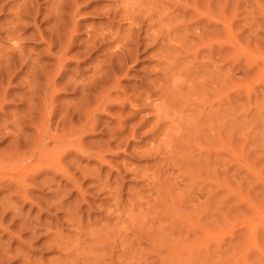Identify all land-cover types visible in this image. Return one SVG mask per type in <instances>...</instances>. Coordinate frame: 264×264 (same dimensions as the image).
<instances>
[{
  "label": "rangeland",
  "instance_id": "rangeland-1",
  "mask_svg": "<svg viewBox=\"0 0 264 264\" xmlns=\"http://www.w3.org/2000/svg\"><path fill=\"white\" fill-rule=\"evenodd\" d=\"M0 70V264H264V0H0Z\"/></svg>",
  "mask_w": 264,
  "mask_h": 264
},
{
  "label": "bare ground",
  "instance_id": "bare-ground-1",
  "mask_svg": "<svg viewBox=\"0 0 264 264\" xmlns=\"http://www.w3.org/2000/svg\"><path fill=\"white\" fill-rule=\"evenodd\" d=\"M22 2H23V1H22ZM58 5H59V3H58ZM56 6H57V5H56ZM25 8H27V6H26ZM57 8H58V10H60V9H59L60 6L57 7ZM28 9H31V7H30V8L28 7ZM28 9H27V12L29 11ZM33 9H34V8H33ZM33 9H31L32 11H29V12H34ZM25 10H26V9H24L23 12H25ZM120 10H121V9H120ZM35 12H36V11H35ZM35 12H34V16H36V15L38 14V13L36 12V15H35ZM114 12H115V11H114ZM126 12H127V11H126ZM17 13L19 14V12H16V15H17ZM55 13H56V12L53 13V16H54ZM112 14H113V12H112ZM112 14H111V15H112ZM119 14H120V13H119ZM17 16H18V15H17ZM51 16H52V15H51ZM55 16H56V14H55ZM118 16H119V15H118ZM19 17H20V16H19ZM59 17H60V16H59ZM121 17H123V16H121ZM138 17H139V16H138ZM55 18L57 19V17H55ZM60 18H61V17H60ZM115 18H116V17H115ZM124 18H125V17H124ZM136 18H137V17H136ZM52 19H53V18H52ZM128 19H129V18H128ZM140 19H141V18H140ZM48 20H49V19H48ZM55 21L57 22V20H55ZM55 21H54V22H55ZM56 22H55V23H56ZM58 22H59V19H58ZM72 22H73V21H72ZM119 22H120V21H119ZM61 23H62V22H61ZM61 23H60V24H61ZM73 23H74V22H73ZM75 23H76V22H75ZM123 23H124V22H123ZM60 24H58V25H60ZM134 24H135V23H134ZM137 24H138V23H137ZM56 25H57V24H56ZM77 25H78V24H77ZM135 25H136V24H135ZM162 26H163V25H162ZM53 27H55V26H53ZM53 27H52V29H55V28H53ZM59 27H61V25H60ZM59 27L56 26L57 29H58ZM73 27H76V26L74 25ZM135 27H136V26H135ZM77 28H78V27H77ZM128 28H129V27H128ZM132 28H134V27H132ZM45 29H46V28H45ZM48 29H49V28H48ZM59 29H60V28H59ZM74 29H75V28H74ZM74 29H73V30H74ZM141 29H142V28H141ZM61 30H63V29H60L59 31L61 32ZM66 30H68V29H66ZM66 30L64 31L65 34H67V33H66ZM76 30H77V29H76ZM128 30H129V31H128ZM128 30H127L126 34H127L128 32H131L130 29H128ZM135 30H136V29H135ZM57 31H58V30H57ZM59 31H58V32H59ZM138 31H139V30H138ZM138 31H137L136 33H138ZM146 31H147V30H146ZM151 31H152V30H151ZM161 31H162V30H161ZM161 31H160V33H161ZM164 31H165V30H164ZM40 32H41V31H40ZM42 32H43V31H42ZM52 32H54V31L52 30ZM52 32H51V33H52ZM68 32H69V30H68ZM71 32H72V31H71ZM54 33H56V31H55ZM117 33H118V35H119V32H117ZM131 33L136 34L135 31H134V32H131ZM131 33H130V35H132ZM158 33H159V32H157V34H158ZM160 33H159V34H160ZM39 34H40V33H39ZM56 34H57V33H56ZM56 34H55V35H56ZM62 34H63V32H62ZM128 34H129V33H128ZM151 34H152V33H151ZM154 34H155V33H154ZM154 34H152V35L154 36ZM37 35H38V34H37ZM46 35H47V33H46ZM124 35H125V34H124ZM124 35H123V36H124ZM155 35H156V34H155ZM42 36H43V34H42ZM94 36H95V35H94ZM102 36H105V35H102ZM126 36L128 37V35H126ZM126 36H125V37H126ZM136 36H137V34L134 35L133 37L135 38ZM47 37H48V36H47ZM58 37H59V36H58ZM58 37H57V39H58ZM125 37H124V38H125ZM127 37H126V38H127ZM138 37H139V36H138ZM138 37H136V38L139 39L140 37H139V38H138ZM142 37H144V36H142ZM160 37H161V36H160ZM63 38H64V37H63ZM68 38H69V37H68ZM92 38H93V37H92ZM92 38H91V39H92ZM102 38H103V37H102ZM115 38H116V37H115ZM129 38L134 39V38H132V37H129ZM136 38H135V40H136ZM144 38H145V37H144ZM146 38H147V37H146ZM48 39H50V37H48ZM53 39L55 40L56 37L53 38ZM53 39H52V40H53ZM69 39H70V38H69ZM94 39H96V37H95ZM100 39H101V38H100ZM140 39H141V38H140ZM125 40H126V39H125ZM127 40H128V39H127ZM141 40H142V39H141ZM160 40H162V39H160ZM46 41H47V40H46ZM59 41H60V40H59ZM86 41H87V40H86ZM94 41H96V40H94ZM102 41H103V40H102ZM102 41L98 40V41H96V42H97L96 44H99L98 42H101V43H102ZM113 41H114V40H113ZM120 41H121V40H120ZM123 41H124V40H123ZM129 41H130V39H129ZM132 41H133V40H132ZM132 41H131V42H132ZM142 41H143V40H142ZM142 41H141V42H142ZM151 41L153 42V39H151ZM48 42L50 43V41H48ZM52 42H53V41H52ZM52 42H51V43H52ZM108 42H109V41H108ZM124 42H125V41H124ZM135 42H136V41H134L133 43H135ZM148 42H149V40H148ZM154 42H155V40H154ZM49 43H48L47 45H50V44H51V43H50V44H49ZM67 43H69V41H68ZM113 43H114V42H113ZM136 43H137V42H136ZM136 43H135V44H136ZM53 44H54V43H53ZM53 44H52V47H53ZM58 44H59V43H58ZM58 44H57V45H58ZM94 44H95V42H94L93 44H91V45H94ZM96 44H95V45H96ZM124 44H126V42H125ZM127 44H128V43H127ZM127 44H126V45H127ZM131 44H132V43H131ZM135 44H133V45H135ZM59 45H60V44H59ZM100 45H101V44H100ZM109 45H110V44H109ZM126 45H125V46H126ZM142 45H143V43H142ZM45 46H46V45H45ZM55 46H56V44H55ZM69 46H70V45H69ZM69 46H67V47L69 48ZM85 46H86V45H85ZM85 46H84V47H85ZM102 46H104L103 43H102ZM106 46H107V45H106ZM127 46H129V45H127ZM127 46H126V47H127ZM131 46H132V45H131ZM140 46H141V45H140ZM47 47H49V46H47ZM56 47H58V46H56ZM59 47H60V46H59ZM67 47H66V48H67ZM87 47H88V46H87ZM87 47H86V48H87ZM92 47H93V46H91V47H89V48L93 49L94 47H93V48H92ZM104 47H105V46H104ZM136 47H137V45H136ZM45 48H46V47H45ZM86 48H84V50L87 51L89 48H87V49H86ZM117 48H118V47H117ZM128 48H129V47H127V48H125V49H126V50H130V49H128ZM130 48L132 49V47H130ZM94 49H96V47H95ZM100 49H101V48H100ZM125 49H124V50H125ZM133 49H134V48H133ZM135 49H136V48H135ZM135 49H134V50H135ZM62 50H63V47H62ZM84 50H83V51H84ZM103 50H106V48H105V49L102 48L101 51L103 52ZM120 50H123V49H120ZM120 50H119V48H118V51H120ZM134 50H130V52H131V51H134ZM138 50H139V49H138ZM47 51H48V48H47ZM86 51H84V52H86ZM93 51H94V50H93ZM99 51H100V50H99ZM115 51H116V50H115ZM115 51H113V52H115ZM118 51H117V52H118ZM160 51H161V50H160ZM48 52H49V51H48ZM88 52H92V50H90V51H88ZM102 52H101V53H102ZM122 52H123V51H122ZM125 52H126V51H125ZM125 52H124L123 54H125ZM127 52H129V51H127ZM130 52H129V53H130ZM134 52H135V51H134ZM162 52H163V51H162ZM129 53H126V54L129 55ZM56 54H57V53H56ZM58 54H60V53H58ZM87 54H88V53H87ZM93 54H94V53H93ZM93 54H92V55H93ZM111 54L113 55V57L115 56L118 60L120 59V57H123V56H121V52H120V56H118V55H117L118 53L116 54V52H115V54H113V53H111ZM130 54L132 55V57L134 56V53H130ZM62 55H63V54H62ZM116 55H117V56H116ZM136 55H137V54H135V56H136ZM86 56H87V55H86ZM108 56H109V54H108ZM108 56H107V57H108ZM124 56H126V55H124ZM57 57H59V56H57ZM62 57H63V56H62ZM107 57H106V58H107ZM109 57L111 58V55H110ZM129 57H130V55H129ZM59 58H60V57H59ZM116 58H114L115 61H114L113 59H112V60H113L117 65L119 64V66L117 67V70H116V69H114V70H115L116 72L118 71V73H121L122 70H121V72H120L118 69L121 68V65H122V62H123V61H122L121 64H120V61H121V59H120V61L117 63V62H116V61H117ZM125 58H126V57H125ZM57 59H58V58H57ZM90 59H91V57H90ZM92 59H93V58H92ZM123 59H124V57H123ZM129 59H130V58L126 59V61L129 60ZM131 59H133V58H131ZM134 59H135V57H134ZM59 60H60V59H59ZM107 60L110 61V59H108V58H107ZM105 61H106V60H105ZM105 61H104V62H105ZM109 61H106V62H109ZM124 61H125V60H124ZM126 61H125V62H126ZM131 61H132V60H131ZM58 62H59V61H58ZM104 62H103V64H100V65H101V66H102V65L104 66ZM125 62H124V63H125ZM128 62H129V61H128ZM115 63H113V62L111 63V64H113V65L110 66V69H111V70H112L111 67H113ZM124 63H123V66H124ZM12 64H13V63H12ZM105 64H107V65H105V66H108L110 63H105ZM116 64H115V67H114V68H116V66H117ZM14 66H15V65H14ZM95 66H97V64H96ZM125 66H126V65H125ZM24 67H25V66H24ZM98 67L100 68V66H98ZM119 67H120V68H119ZM107 68H108V67H107ZM122 68H123V67H122ZM122 68H121V69H122ZM93 69H94V68H93ZM102 69H103V68H101V69H99V70H102ZM6 70H7V68H6ZM27 70H28V71H31V70H32V67H30V70L27 68ZM111 70L108 69V71H106V70H105V71H106V72H110ZM123 70H125L124 72H126V69L123 68ZM0 71H1V70H0ZM8 71H9V70H8ZM21 71H22V70H21ZM112 71H113V70H112ZM91 72H92V71H91ZM106 72H104V73H106ZM40 73H41V74H42V73L44 74V72H40ZM94 73H96V71H95ZM99 73L102 74V71L99 72ZM111 73H112V72H111ZM1 74H2V73H1ZM35 75H36V74H35ZM102 75H103V74H102ZM102 75H100V76H102ZM107 75H108V74H107ZM107 75H106V76H107ZM111 75H112V74H111ZM124 75H126V74H124ZM0 76H3V78H4L5 75L2 74V75H0ZM43 76H44V75H43ZM45 76H46V75H45ZM104 76H105V75H104ZM112 76H113V75H112ZM117 76H118V75H117ZM122 76H123V75H122ZM6 77H9V75L6 76ZM6 77H5V78H6ZM94 77H95V75H94ZM94 77H93V79H94ZM96 77H97V74H96ZM98 77H99V76H98ZM98 77H97V78H98ZM102 77H103V76H102ZM114 77H116L115 74H114ZM0 78H1V77H0ZM5 78H4V79H5ZM10 78H11V77H10ZM106 78H108V77H106ZM111 78H112V77H111ZM119 78H120V76H119ZM46 79L48 80L47 77H46ZM46 79H45V81H46ZM51 79H52V77H51ZM51 79L48 80L49 82H48V81H46V82L50 83ZM89 79H90V78H89ZM99 79H100V78H98L97 80H99ZM101 79H102V78H101ZM112 79H114V78H112ZM116 79H117V77H116ZM116 79H114V80H116ZM6 80H7V79H5V81H6ZM71 80H72V79H71ZM94 80H95V79H94ZM97 80H96V81H97ZM114 80H113V81H114ZM8 81H9V80H8ZM8 81H7V82H8ZM68 81H69V80H68ZM92 81H93V80H92ZM101 81H104V80L102 79ZM2 82L4 83V80H3ZM51 82H52V81H51ZM69 82H70V81H69ZM48 83H47L46 85H48ZM76 83H77V82H76ZM101 83H102V82H101ZM105 83H106V81H105ZM6 84H7V83H6ZM10 84H11V83H10ZM93 84L95 85V82H94ZM93 84H92V85H93ZM98 84H100V83H98ZM4 85H5V84H4ZM27 85H28V83H27ZM32 85H34V83H33ZM32 85H31V87H32ZM67 85H70V84H67ZM75 85H76V84H75ZM80 85H81V84H80ZM80 85H78V86H79V87H78V90H79V92L82 93V91H80V90H81V89L83 90L84 87H83L82 85H81L82 87H80ZM83 85H84V84H83ZM92 85H90V87H91ZM94 85H93V86H94ZM0 86H2V85L0 84ZM6 86H7V85H6ZM9 86H10V85H9ZM29 86H30V84L28 85V87H29ZM35 86H36V85H34L33 87H35ZM76 86H77V85H76ZM85 86H86V85H85ZM102 86H103V85H102ZM104 86H105V85H104ZM106 86H107V85H106ZM106 86H105V87H106ZM70 87H72V86H70ZM73 87H75V86H73ZM105 87H104V88H105ZM1 88H2V87H1ZM47 88H48V87H47ZM80 88H81V89H80ZM85 88H87V87H85ZM102 88H103V87H102ZM104 88H103V89H104ZM109 88H110V87H109ZM112 88H115V87L112 86ZM28 89H29V88H28ZM32 89H33V88H31V90H32ZM76 89H77V88H76ZM90 89H92V87H91ZM116 89H118V87H117ZM150 89H151V88H150ZM39 90H40V89H39ZM39 90L36 89V91H39ZM46 90H47V89H46ZM54 90H55V89H54ZM85 90H86V89H85ZM85 90H84V91H85ZM100 90H102V89H100ZM151 90H152V89H151ZM151 90H149V88H148V91H151ZM27 91H29V90H27ZM42 91H44V90H41V92H42ZM75 91H76V90H75ZM89 91H90V90H89ZM91 91H92V90H91ZM104 91H105V89H104ZM139 91H140V90H139ZM142 91H143V90H142ZM31 92H32L31 95H33L34 89H33V91H31ZM39 92H40V91H39ZM54 92H55V91H54ZM76 92H77V91H76ZM93 92H94V91H93ZM102 92H103V91H102ZM102 92H101V93H102ZM108 92H109V91H108ZM108 92H107V93H108ZM116 92H117V91H116ZM121 92H122V91H121ZM121 92H119V93H121ZM151 92H152V91H151ZM52 93H53V92H52ZM85 93H87V92H84V93H82V94H85ZM89 93H90V92H89ZM104 93H105V92H104ZM107 93H105V94H107ZM122 93H123L124 95L126 94V93H124V92H122ZM127 93H128V92H127ZM129 93H130V92H129ZM37 94H38V92H37ZM37 94H35V96L33 95V97H37ZM105 94H104V96H105ZM133 94H134V93H133ZM6 95H7V94L5 93V89H3V92H2V95H1L2 98L0 97V102H1L2 99H3V100H2V101H3L2 103L5 102L4 99L6 98ZM47 95H48V94H47ZM47 95H46V96H47ZM50 95H51V93H50ZM50 95H49V96H50ZM85 95H86V94H85ZM121 95H122V94H121ZM136 95H137V93H136ZM136 95H135V96H136ZM138 95H139V94H138ZM145 95H146V94H145ZM147 95H148V93H147ZM147 95H146V97H148ZM153 95H154V94H153ZM155 95H156V94H155ZM29 96H30V95H29ZM43 96H44V95H43ZM81 96H82V95H81ZM88 96H90V94H89ZM95 96H96V95H95ZM95 96H94L93 98H95ZM119 96H120V95H119ZM128 96H129V95L127 94L126 97H128ZM132 96H133V95H132ZM135 96H133V97H135ZM150 96L152 97V95H150ZM160 96H161V94H160ZM97 97H98V96H96V99H97ZM102 97H103V96H102ZM102 97H101V98H102ZM122 97H123V95H122ZM137 97H138V96H137ZM38 98H39V97H38ZM101 98H100V99H101ZM118 98H119V97H118ZM118 98H116V99H118ZM138 98H139V99H140V98H142V99L144 98V99L147 100V98H145L144 95H143L142 97H138ZM138 98L136 99V100H138V101H136V102H138V104H139L140 101H141L142 99L139 101ZM155 98H156V97H155ZM30 99H31V96H30ZM35 99H36V98H35ZM47 100H48V97H47ZM97 100H98V99H97ZM108 100H109V99H108ZM118 100H119V99H118ZM125 100H126V99H125ZM133 100H134V98H133ZM133 100H132V102H133ZM148 100H149V99H148ZM148 100H147V101H148ZM160 100H161V99H160ZM29 101H30V100H28V102H29ZM45 101H46V100H45ZM45 101H42V99H41V102H45ZM48 101H49V100H48ZM50 101H51V99H50ZM99 101H100V100H99ZM99 101H98V102H99ZM30 102H31V101H30ZM96 102H97V101H96ZM111 102H114V101H111ZM125 102H127V101H124V102H122V103L125 104ZM150 102H152V101H150ZM33 103H34V102H33ZM50 103H51V102H50ZM50 103L48 102L47 105H49ZM102 103H103V102H102ZM108 103H110V102H108ZM108 103H107V104H108ZM116 103H117V102H116ZM129 103H130V102H129ZM133 103H135V102H133ZM133 103H132V104H133ZM141 103H143V104H142V105H143L142 107H144V106L146 105V104L144 105V102H143V101H141ZM27 104H29V103H27ZM43 104H44V103H43ZM43 104H42V105H43ZM45 104H46V102H45ZM45 104H44V105H45ZM52 104H53V103H52ZM136 104H137V103H136ZM147 104H148V103H147ZM150 104H151V103H150ZM0 105H2V104H0ZM33 105H34V104H33ZM47 105H46V106H47ZM50 105H51V104H50ZM50 105H49V106H50ZM100 105H101V104H100ZM102 105H103V104H102ZM102 105H101V106H102ZM117 105H118V106H117ZM117 105H116V106H117L118 109H119V107H120L119 105H122V104L117 103ZM140 105H141V104H139V107H140ZM51 106H52V105H51ZM98 106H99V104H98ZM126 106L128 107V104H127ZM43 107H44V106H43ZM108 107H110V105H108ZM127 107H126V108H127ZM130 107H133V106L130 105L129 108H130ZM139 107H138V108H139ZM48 108H49V107H48ZM48 108L46 107V108H44V109L47 110ZM50 108H51V107H50ZM106 108H107V107H106ZM146 108H147V105H146ZM146 108H144V109H146ZM150 108H151V107H150ZM29 109H31V108L29 107ZM51 109H52V108H51ZM141 109H142V108H141ZM151 109H152V108H151ZM42 110H43V109H42ZM152 110H154V108H153ZM152 110H151V111H152ZM2 111H3V110H2ZM44 111H45V110H44ZM48 111H49V110H48ZM48 111H47V112H48ZM56 111H57V110H56ZM135 111H136V110H135ZM140 111H141V110H140ZM154 111H155V110H154ZM159 111L161 112L160 109H159ZM49 112H50V111H49ZM137 112H139V110L136 111V113H137ZM155 112H157V111H155ZM160 112H158V113H160ZM30 113L32 114L33 112H30ZM30 113H29V114H30ZM34 113H35V112H34ZM38 113H39V112H38ZM38 113H37L36 115H38ZM40 113H42V112H40ZM40 113H39V116L41 117ZM163 113H164V112H163ZM48 114H49V113H48ZM121 114H122V113H121ZM137 114H138V113H137ZM154 114H155V113H154ZM156 114H157V113H156ZM49 115H50V114H49ZM49 115H48V116H49ZM43 116L46 117L47 114H46V116H45V115H43ZM48 116H47V118H48ZM120 116H121V115H120ZM157 116H158V118H159L160 115L157 114ZM28 117H29V115H28ZM53 117H54V116H53ZM73 117H74V116H73ZM112 117H113V116H112ZM114 117H115V118H114ZM114 117H113V120H114V119H115V120H118L117 118H119V117H117V116H114ZM51 118H52V116H51ZM164 118H165V117H164ZM164 118H163V120H164ZM24 119H25V117H24ZM120 119H121V118H120ZM45 120H46V119L44 118V121H45ZM48 120H49V118H48ZM48 120H47V121H48ZM159 120H160V119H159ZM164 121H165V120H164ZM161 122H162V121H161ZM45 123L47 124L48 122L45 121ZM157 123H158V122H157ZM157 123H156V124H157ZM119 124H120V126H121V123H120V122L118 123V125H119ZM161 124H162V123H161ZM82 125H83V124H82ZM85 125H86V124H85ZM92 125L94 126V123H92ZM122 125H123V124H122ZM125 125H126V124H125ZM125 125H123V126H125ZM18 126H19V123H18ZM93 126H92V127H93ZM120 126H119V127H120ZM74 128H75V127H74ZM81 128H82V127H81ZM85 128H86V126H85ZM157 128H158V127H157ZM75 129H76V128H75ZM75 129H74V130H75ZM121 129H122V128H120V129H118V130L120 131ZM125 129H126V128H125ZM154 129H155V128H154ZM158 129H159V128H158ZM77 130H78V129H77ZM88 130H89V129H88ZM152 130H153V129H152ZM152 130H151V131H152ZM80 131H81V130H80ZM84 131H85V130H83L82 133H83ZM90 131H92V130H90ZM119 131H118V132H119ZM131 131H132V130H131ZM76 132H77V131H76ZM87 132H88V131H87ZM82 133H80V134H82ZM80 134H79V135H80ZM83 134H84V133H83ZM83 134H82V135H83ZM163 135H164V134H163ZM80 136H81V135H80ZM154 137H155V136H154ZM154 137H153V138H154ZM78 143H79V142H78ZM161 143H162V142H161ZM78 148H79V147H78ZM78 148H77V149H78ZM79 150H80V148H79ZM79 150H78V152H79ZM80 151H81V152H79V153H81V158H82V156H84V155H82V152L86 151V149L84 150V148L81 147V150H80ZM85 153H86V152H85ZM85 153H84V154H85ZM87 154H88V153H87ZM79 155H80V154H79ZM63 171H64L63 175H65V171H66V169H64ZM63 171H62V172H63ZM30 172H31V171H30ZM67 173H68V172H67ZM67 173H66V174H67ZM27 175H29V173H27ZM29 176L31 177V175H29ZM32 176H34V175L32 174ZM66 176H67V175H66ZM23 177H24V176H23ZM30 177H29V178H30ZM64 177H65V176H64ZM69 177H70V176H69ZM25 178H28V177L25 176L24 179H25ZM31 178H32V177H31ZM31 178H30V179H31ZM33 178H34V177H33ZM24 179H23V180H24ZM68 179H70V178H68ZM44 181H45V180H44ZM21 182H22V181H21ZM42 182H43V181H41V183H42ZM23 183L25 184L24 181H23ZM23 183H22V184H23ZM38 184H39V183H38ZM40 185H41V184H40ZM46 186H47V185H46ZM20 189H21V187H20ZM23 189H24V188H23ZM20 191H22V190H20ZM25 192H26V191H25ZM51 192H52V191H51ZM22 193H23V192H22ZM52 193H53V192H52ZM25 199H26V198H25ZM116 218H118V216H117ZM119 218H120V217H119ZM117 221H118V219H117ZM68 222H69V220H68ZM71 222H72V220H71ZM77 223L79 224V221H77ZM74 225H75V224H74ZM82 225H83V224H82ZM71 226H72V224H71ZM77 226H78V225H77ZM85 226H86V225H85ZM38 227H39V226H38ZM35 228H36V227H35ZM56 228H57V227H56ZM83 229H84V228H83ZM85 229H87V228H85ZM113 229H114V228H113ZM37 230H38V229H37ZM116 231L118 232V230H116ZM55 232H56V231H55ZM58 232H59V231H58ZM90 232H91V231H90ZM78 234H79V233H78ZM80 234H81V233H80ZM116 234H118V233H116ZM54 235H55V234H54ZM96 235H97V234H96ZM99 235H100V234H99ZM59 236H60V235H59ZM97 236H98V235H97ZM107 236H108V235H107ZM107 236H106V237H107ZM111 236H114V235H111ZM76 237H77V235H76ZM76 237H75V238H76ZM93 237H94V236H93ZM77 238H78V237H77ZM114 238H115V237H113L112 239H114ZM51 239H52V238H51ZM95 239H96V238H95ZM95 239H94V240H95ZM106 239H108V237H107ZM82 240H83V239H82ZM116 240H117V239H116ZM119 240H120V239H119ZM129 240H130V239H129ZM74 241H75V240H74ZM97 241H98V240H97ZM108 241H109V240H108ZM95 242H96V241H95ZM113 242H114V240H113ZM113 242L111 241V244H109V245L111 246V245L113 244ZM80 243H81V242H80ZM117 243H118V241H117ZM47 244H48V243H47ZM66 244H67V243H66ZM87 244H89V243H87ZM130 244H131V243H130ZM73 245H74V244H73ZM115 245H116V244H115ZM63 246H64V245H63ZM77 246H78V244H77ZM86 246H87V245H86ZM95 246H96V245H95ZM105 246H106V245H105ZM126 246H127V245H126ZM51 247H52V246H51ZM83 247H84V246H83ZM100 247H101V246H100ZM111 247H112V246H111ZM117 247H118V246H117ZM90 248H91V247H90ZM96 248H97V247H96ZM69 249H70V248H69ZM99 249H100V248H99ZM105 249H106V248H105ZM108 249H109V248H108ZM111 249H112V248H111ZM60 250H61V249H60ZM63 250H64V249H63ZM63 250H62V251H63ZM87 250H89V249H87ZM109 250H110V249H109ZM115 250H116V249L114 248V251H115ZM122 250H123V249H122ZM159 250H160V249H159ZM90 251H91V250H90ZM106 251H107V250H106ZM119 251H120V250H119ZM116 252H117V251H116ZM116 252H115V253H116ZM67 253H68V249H67ZM101 253H102V252H101ZM105 253H106V252H105ZM109 253H110V252H109ZM135 253H136V252H135ZM135 253H133V254H135ZM153 253H154V252H153ZM107 254H108V253H107ZM150 254H151V252H150ZM65 255H66V253H65ZM70 255H71V254H70ZM80 255H81V254H80ZM87 255H88V254H87ZM96 255H97V254H96ZM112 255H114V253H112ZM119 255H120V254H119ZM121 255H122V254H121ZM68 256H69V255H68ZM73 256H74V255H73ZM82 256H83V255H82ZM97 256L99 257L100 255H97ZM104 256H105V255H104ZM108 256H109V255H108ZM114 256H115V255H114ZM134 256H135V255H134ZM145 256H146V254H145ZM156 256H157V255H156ZM162 256H163V255L161 254V257H162ZM64 257H65V256H64ZM106 257H107V256H106ZM119 257H120V256H119ZM119 257H118V259H119ZM123 257H124V255H123ZM141 257H142V256H141ZM147 257H148V256H147ZM161 257H160V258H161ZM163 257H164V256H163ZM107 258H108V257H107ZM125 258H126V257H125ZM131 258H132V257H130V259H131ZM100 259H101V258H100ZM108 259L110 260V257H109ZM112 259H113V257H112ZM112 259H111V260H112ZM115 259L117 260V258H115ZM121 259H123V258H121ZM162 259H163V258H162ZM162 259H161V260H162ZM164 259H165V258H164ZM164 259H163V261H164ZM74 260H75V259H74ZM111 260H110V261H111ZM116 260H115V261H116ZM131 260H132V259H131ZM72 261H73V260H72ZM88 261H89V259H88ZM102 261H104V260L102 259ZM102 261H101V262H102ZM110 261H109V262H110ZM119 261H120V260H119ZM125 261H126V259H125ZM148 261H149V259H148ZM151 261H152V259H151ZM22 262H23V261H22ZM98 262H99V261H98ZM113 262H114V260L111 262V264H113ZM123 262H124V261H123ZM128 262H129V261H128ZM128 262H127V263H128ZM99 263H100V262H99ZM119 263H120V262H119ZM119 263H118V262H117V263L115 262L114 264H119ZM127 263L125 262V264H127ZM130 263H131V262H130ZM161 263H162V262H161ZM22 264H23V263H22ZM24 264H26V263L24 262ZM82 264H83V263H82ZM86 264H88V263L86 262ZM103 264H104V262H103ZM109 264H110V263H109ZM153 264H154V262H153ZM164 264H165V263H164Z\"/></svg>",
  "mask_w": 264,
  "mask_h": 264
}]
</instances>
